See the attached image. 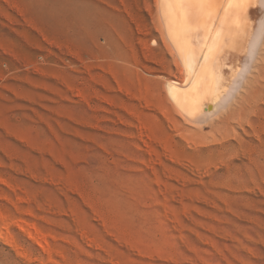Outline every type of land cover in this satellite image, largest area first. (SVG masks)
Returning a JSON list of instances; mask_svg holds the SVG:
<instances>
[{"label": "rangeland", "instance_id": "rangeland-1", "mask_svg": "<svg viewBox=\"0 0 264 264\" xmlns=\"http://www.w3.org/2000/svg\"><path fill=\"white\" fill-rule=\"evenodd\" d=\"M77 1L0 0V264H264V114L188 133L132 0H96L121 58Z\"/></svg>", "mask_w": 264, "mask_h": 264}, {"label": "bare ground", "instance_id": "bare-ground-1", "mask_svg": "<svg viewBox=\"0 0 264 264\" xmlns=\"http://www.w3.org/2000/svg\"><path fill=\"white\" fill-rule=\"evenodd\" d=\"M132 4L134 15L126 13L139 20L142 48L160 66L144 70L158 78L160 107L173 122L197 137L205 128L228 135L236 124L257 122L264 114V0ZM76 6L81 32L121 58L113 48L116 27H98L99 18L111 13L96 0H78Z\"/></svg>", "mask_w": 264, "mask_h": 264}]
</instances>
